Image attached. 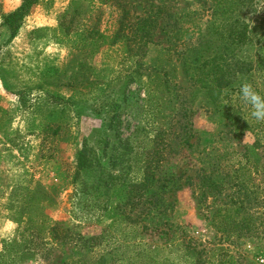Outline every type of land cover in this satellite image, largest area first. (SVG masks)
<instances>
[{"label": "rangeland", "instance_id": "374dc122", "mask_svg": "<svg viewBox=\"0 0 264 264\" xmlns=\"http://www.w3.org/2000/svg\"><path fill=\"white\" fill-rule=\"evenodd\" d=\"M212 7L209 0H40L29 24L38 28L20 33L7 45L8 35L0 27L1 69L11 91L27 92L43 83L42 71L64 68L71 58V51L50 38L64 13L78 9L72 27L100 31L107 44L97 40L90 47L89 61L98 70L108 65L109 75L121 69L119 61L107 56L116 57L107 45L118 27L122 25L123 37H132L139 31L138 23L149 20L153 26L145 25L134 37L152 39L142 47L141 60L151 78L144 74L146 78L137 77L128 86L127 93L140 94L139 108L121 119L119 132L135 147L126 183L141 177V160L146 157L156 166L152 189L156 197H144L126 213L133 222L112 226L113 218L100 208L105 203L93 204L80 181L74 182L78 150L95 130L105 129L108 116L90 112V104L74 107L58 135H31L30 110L18 106L17 97L0 88V264H62L90 261L105 253L112 264H264V122L250 117L239 91L224 99L222 92V103L240 117L235 129L199 94L193 98L196 86L181 67L184 53L197 45L212 21ZM238 12L247 21L249 43L238 46L236 55L252 59L247 81L264 95V0H246ZM114 49L120 52L121 41ZM160 78H166L168 85L162 86ZM37 92L26 99L33 103ZM251 146L260 156L257 162L243 156ZM210 163L218 166L225 186L220 194L203 199L199 185L209 174ZM240 183L246 185L248 197L234 196L238 187L233 185ZM39 189L46 198L26 192ZM118 195L113 204L124 199V193ZM235 202L243 206L234 222L239 227L222 232L226 224L217 213L223 207L235 209ZM55 223L67 233L69 243L55 241L49 234ZM102 233L112 238L98 239L92 252L82 248V242L70 240Z\"/></svg>", "mask_w": 264, "mask_h": 264}, {"label": "trees", "instance_id": "16d2710c", "mask_svg": "<svg viewBox=\"0 0 264 264\" xmlns=\"http://www.w3.org/2000/svg\"><path fill=\"white\" fill-rule=\"evenodd\" d=\"M39 1L21 0L15 10L1 15L0 27L8 35L5 37L7 45L17 36L25 19L30 16ZM209 1L213 4L212 21L207 26L204 35L198 40L197 45L184 53L181 58V67L187 80L196 86L193 98L195 99L199 94L206 105L214 107V112L217 115L226 121H231L233 127L237 129L240 117L236 115L237 112H233L222 103L221 94L225 92L224 99L239 91L243 83H248L247 79L253 68L252 59L240 58L235 51L238 46L249 43L247 21L240 16V11L238 12L240 7L246 5V0ZM76 15H78V9H74L71 13H64L58 21L59 28L50 37L56 45L64 46L72 52L71 58L64 68L45 69L41 74L43 83L28 89L27 92L24 90L11 91L7 74L3 73L1 65L0 81L6 92L17 97L18 106L30 110L32 115L31 135L35 133L58 135L69 121L67 114L73 112L74 107L90 104V112L96 115L105 113L108 116L109 120H105L107 123L105 129L95 130L89 136L91 142L88 141L89 138L85 139L81 149L78 150L74 182L80 181V188L86 190V197L89 199L92 197L93 204L98 206L100 202L105 203V206H100V208L103 209V213H107L109 217L113 218L112 226L125 220L133 222L127 214L129 215L137 204L143 203L141 200L144 197H156V192L152 190L156 166L152 164V160L149 161V158L146 157L141 160L143 168L141 177L127 180L126 183L127 172L135 161L130 157L135 147L129 138L125 140L121 138L119 129L123 125L121 119L128 114L129 110L133 109L132 111L136 112L137 110L134 109L139 108L140 94L138 92L134 95L130 92L127 93L128 86L136 83L137 77H145L144 74L147 78H151V75H147V69L143 70L141 60L144 56L142 47L147 46L152 42V39L141 35V37H134L138 33L141 34L146 28L145 25H150L151 22L144 20L138 23L137 30L139 31L132 37H123L121 35L123 27L122 25L118 27V31L111 37L107 45L110 51L112 50L113 54H116V57L107 56L110 60L119 61L121 69L109 75L111 69H106L109 67L108 65L105 66V69L98 70L89 61L91 58L90 47L97 40H103L102 45H106L105 38L101 37L100 31L96 29L73 28L72 24ZM151 26L153 25L149 27ZM120 41L121 53L114 49ZM118 53L123 54L119 57ZM259 62L260 60H258ZM156 64L159 62L156 61ZM160 83L162 86L163 84L168 85L166 78H160ZM33 90L38 91V97L31 103L26 98H29V94ZM243 156L245 159L250 156L256 162L260 158L252 146L247 147ZM246 161L248 162V160ZM207 169L209 174L203 175L199 185L202 190L204 189L203 199H206L208 194L213 197L220 194L225 186V181L220 177L216 164L210 163ZM223 177L225 179V176ZM233 186L238 187L233 193L234 196L237 194L248 197L244 183ZM26 192L33 197L41 195L46 198L43 189L26 190ZM119 192L124 193V199L119 198L118 201L121 202L113 204L115 197L119 196ZM252 193L251 195H254ZM88 198L84 200L87 201ZM26 201L29 205L33 204L31 198H27ZM239 203L235 202V209L223 207L218 211L217 215L221 216V220L226 224L220 229L222 232L226 227L229 230L238 229L239 226L234 222L237 213L243 207L242 203L241 206ZM148 204H151V201ZM126 206H129L128 211L124 210ZM230 211L232 215L229 214ZM225 218L228 219L227 222ZM244 220L242 218V222ZM49 221L50 219L47 218L46 222ZM61 227L60 223H55L48 232L55 241H60L62 244L69 243L65 241L67 233L59 230ZM229 230L226 232L231 231ZM226 236L229 237L230 234L228 233ZM110 238L112 237L108 233H102L100 237L83 239V237L74 236L70 240L82 242V248L85 246L89 252H92L93 248L97 247L98 239H102L101 241L104 242ZM4 247H10V245L5 244ZM62 264H112V260L109 254L105 253L90 261L79 259ZM153 264L160 263L154 261ZM161 264L174 263L164 261Z\"/></svg>", "mask_w": 264, "mask_h": 264}, {"label": "clouds", "instance_id": "9594fccd", "mask_svg": "<svg viewBox=\"0 0 264 264\" xmlns=\"http://www.w3.org/2000/svg\"><path fill=\"white\" fill-rule=\"evenodd\" d=\"M238 98L250 110V117L257 122H264V95L250 83L240 86ZM11 223V222H9Z\"/></svg>", "mask_w": 264, "mask_h": 264}, {"label": "crops", "instance_id": "0c3cea01", "mask_svg": "<svg viewBox=\"0 0 264 264\" xmlns=\"http://www.w3.org/2000/svg\"><path fill=\"white\" fill-rule=\"evenodd\" d=\"M20 1L21 0H0V23H1V15L7 14V13L15 10L18 7ZM33 16H34L33 14H30V16H28L25 19V22H24L22 28L19 30L17 36L10 42V45L17 40V37L20 35V33L24 32V31H27V32L29 31L28 33H30L33 29L38 28L37 26L29 27V24L34 22ZM0 88L4 93L5 90L2 86L1 81H0Z\"/></svg>", "mask_w": 264, "mask_h": 264}]
</instances>
